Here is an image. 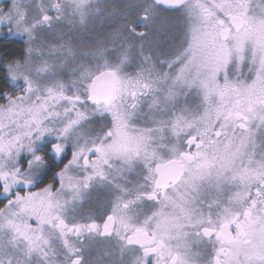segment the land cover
I'll list each match as a JSON object with an SVG mask.
<instances>
[{
	"label": "snow or ice",
	"instance_id": "1",
	"mask_svg": "<svg viewBox=\"0 0 264 264\" xmlns=\"http://www.w3.org/2000/svg\"><path fill=\"white\" fill-rule=\"evenodd\" d=\"M0 264H264V0H0Z\"/></svg>",
	"mask_w": 264,
	"mask_h": 264
},
{
	"label": "trees",
	"instance_id": "2",
	"mask_svg": "<svg viewBox=\"0 0 264 264\" xmlns=\"http://www.w3.org/2000/svg\"><path fill=\"white\" fill-rule=\"evenodd\" d=\"M0 44H3V41L2 40H0Z\"/></svg>",
	"mask_w": 264,
	"mask_h": 264
}]
</instances>
